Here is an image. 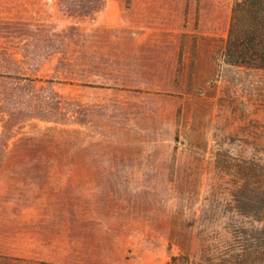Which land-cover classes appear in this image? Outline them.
I'll return each mask as SVG.
<instances>
[{"label":"rangeland","instance_id":"rangeland-1","mask_svg":"<svg viewBox=\"0 0 264 264\" xmlns=\"http://www.w3.org/2000/svg\"><path fill=\"white\" fill-rule=\"evenodd\" d=\"M144 1L0 0V264H224L253 222L229 166L264 163V71L224 61L236 0Z\"/></svg>","mask_w":264,"mask_h":264},{"label":"trees","instance_id":"trees-1","mask_svg":"<svg viewBox=\"0 0 264 264\" xmlns=\"http://www.w3.org/2000/svg\"><path fill=\"white\" fill-rule=\"evenodd\" d=\"M223 57L228 65L264 71V0L235 1ZM9 78L14 80L16 87L23 82L29 85L54 83L37 78ZM51 106V102L43 100L41 108L46 115L52 113ZM61 110L60 107L58 115L63 114ZM233 166H229L230 171L239 176L234 195L236 211L242 217L252 218L253 222L250 226L242 224L233 233V256L224 264H264V163Z\"/></svg>","mask_w":264,"mask_h":264},{"label":"crops","instance_id":"crops-1","mask_svg":"<svg viewBox=\"0 0 264 264\" xmlns=\"http://www.w3.org/2000/svg\"><path fill=\"white\" fill-rule=\"evenodd\" d=\"M144 4H145V5H150V1H147V0L144 1Z\"/></svg>","mask_w":264,"mask_h":264}]
</instances>
